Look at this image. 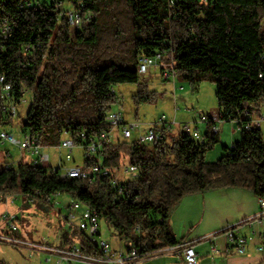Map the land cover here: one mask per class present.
Wrapping results in <instances>:
<instances>
[{"label":"trees","instance_id":"trees-1","mask_svg":"<svg viewBox=\"0 0 264 264\" xmlns=\"http://www.w3.org/2000/svg\"><path fill=\"white\" fill-rule=\"evenodd\" d=\"M28 1H34L31 7ZM58 1L90 11L93 22L72 36L52 0H0V76L16 98L22 88L34 93L23 132L41 146L58 147L67 138L80 145L109 132L106 118L118 103L120 85L139 86L136 104L152 102L154 93L138 71L144 55L161 54L180 81L214 83L218 111L227 121L264 113V0ZM5 27L12 30L9 41L2 35ZM207 128L204 144L164 132L165 139L154 143L120 139L105 145L104 166L118 167L125 157L140 170L141 177L128 184L129 198L114 192L109 177L62 178L61 170L28 161L0 167V195L22 193L46 203L48 197L68 195L107 219L143 258L181 244L168 220L186 196L240 188L264 201L263 130L240 128L242 138L233 150L223 147L225 155L208 163L220 135ZM95 162L87 158L82 167ZM74 239L84 254L101 255L76 228L68 244Z\"/></svg>","mask_w":264,"mask_h":264},{"label":"built area","instance_id":"built-area-1","mask_svg":"<svg viewBox=\"0 0 264 264\" xmlns=\"http://www.w3.org/2000/svg\"><path fill=\"white\" fill-rule=\"evenodd\" d=\"M56 3V11L67 20L70 29L75 33L81 29L82 26L89 25L93 22V14L83 8H65L62 1L52 0ZM34 1L26 2L27 7H31ZM2 35L6 41H9L12 37V30L9 27L2 29ZM73 35V34H72ZM26 51L30 50V45L25 47ZM152 70H159L162 79L168 82L177 80V71L175 70L173 63H163L161 54L156 56L144 55L140 58L139 62V74L142 77H146ZM260 77H264L263 74ZM29 91L26 88H22L20 91V98H16L15 91L11 84L7 83L5 75L0 76V120L5 124H13L15 119L19 116V105L24 101V97ZM179 111V108L175 109V113ZM107 123L111 126L109 132H102L99 138L91 139L88 143H80L78 145L74 140L67 138L63 140L58 150L66 151V160L71 161L73 159V152L76 148H81L84 151V158L95 159L96 162L90 169H84L82 166L73 165L70 167L60 166L53 168L54 171L61 170L62 178H76V179H89L95 181L100 176H106L110 178L111 188L114 192L126 198L130 197V190L128 184L136 181L141 177L138 167L131 165L129 162L122 160L118 167L110 168L103 165L105 145H115L119 142L116 138L118 133L123 140L136 139L141 144L154 143L165 139V133L172 132L175 126H178L176 118L172 121H168L167 117L163 115L159 120L151 125H148L146 129L143 128V124L140 122H126L123 119V113L121 111L110 112L106 118ZM225 122L238 125L239 128L250 130L252 128L263 129L264 128V113L259 117L251 116L249 112L243 117L241 114L236 118H229L227 121L224 119L221 113L215 112L213 114H198V121L191 123H183L181 133L191 137L201 144L206 142V139L201 132L199 126L205 124L207 127L212 126L211 130L214 134L221 133V126ZM165 132V133H164ZM81 140L85 142V135L81 136ZM0 142L2 145L10 144L13 147H18L23 154L14 160L10 150H5L4 157L6 162L1 164L3 167L14 166L22 161L31 162L34 165L41 167H51V156L48 153L42 152L43 146L40 145L39 140L35 138L31 133L24 132L23 139H18L14 133L3 130L0 128ZM234 145L231 147L233 150ZM25 154V155H24ZM231 156L235 154L230 152ZM0 166V167H1ZM60 195L48 197L47 201L53 203L55 206H61V202L58 200ZM8 197V196H7ZM7 197L0 195V202ZM262 207H264V201L261 199ZM68 228H76L83 232L91 243L97 246L100 256H92L84 254L80 245L72 246L67 249L52 248L47 242L44 243H31L26 244L27 247L33 250L47 254L46 262L53 264L56 259V264H65L68 262H80L85 264H135L137 261L159 254H173L182 258L186 264H198L199 255L195 250L193 244H179L176 246H169L158 250L155 254L141 257V254L136 248H113L108 242L99 240L100 235V216L97 211L87 207L81 202L71 200L67 206V212L64 215ZM4 219L7 222L10 231L16 232L18 230L16 221L18 216L11 213L9 210L4 214ZM260 223L264 222V209L259 216ZM139 231V229L137 230ZM238 228L232 227L225 230L224 234L229 242V251L243 255L246 252L248 244L247 238L238 235ZM11 243H21L17 239H11L8 237L3 238ZM259 251H264V246H260ZM55 258V259H54Z\"/></svg>","mask_w":264,"mask_h":264},{"label":"rangeland","instance_id":"rangeland-1","mask_svg":"<svg viewBox=\"0 0 264 264\" xmlns=\"http://www.w3.org/2000/svg\"><path fill=\"white\" fill-rule=\"evenodd\" d=\"M40 1L49 3L51 0ZM62 8L70 9L71 7L66 2ZM71 33L73 34L72 36L75 35V32L72 30ZM155 72L153 70L147 77H142L143 82L149 78V81H147L148 91L149 93H154L152 102L136 104L134 99L139 93V86L136 84H124L116 88L119 100L110 111H121L123 119L126 122H140L143 124L144 129L159 120L163 115L167 117L168 121L176 118L177 123L182 126L183 123H194L193 119L197 118L199 113L213 114L218 111L217 87L214 83L205 81L194 85L189 82L180 81L179 79L168 82L163 80L160 74H155ZM150 76L154 77L150 79ZM33 98L34 93L29 91L24 97V101L18 106L19 116L15 119L14 123L0 125V128L14 133L18 139H23L24 122ZM176 108H179L177 113H175ZM180 126L174 127L171 132L173 136L177 137L180 135L179 133L182 129ZM199 128L203 135L208 133L207 125L203 124ZM220 130V142L207 153L206 161L208 163L218 162L225 155L223 147H232L242 138L239 126L233 125L230 122L223 123ZM262 130L264 132V128ZM5 150H10L14 159L23 154L18 147H13L10 144L2 145L0 142V165L3 162ZM42 152L50 154L51 167L53 168L60 166L70 167L73 165L83 166L85 162V158L83 157L84 151L81 148L74 150L71 161L66 160V151H59L57 147H43ZM123 160L124 162H128V159L125 157ZM58 200L64 203L71 200V198L64 194L60 195ZM65 206L61 205L57 207L53 203H46L40 199L30 200L22 193L10 195L1 201L0 261L4 264H48L46 262V255L43 252L30 249L26 244L47 242L52 247H67L71 238V232L69 231L66 219L63 217V212H67V207L65 208ZM7 210L18 216L16 221L18 230L16 232L10 231L4 219V214ZM100 235L99 240L108 242L113 248L119 245L132 247L130 242L120 238L112 224L105 218H100ZM5 237L17 239L22 243L8 242L3 239Z\"/></svg>","mask_w":264,"mask_h":264},{"label":"crops","instance_id":"crops-1","mask_svg":"<svg viewBox=\"0 0 264 264\" xmlns=\"http://www.w3.org/2000/svg\"><path fill=\"white\" fill-rule=\"evenodd\" d=\"M155 71V74L161 75L159 70ZM153 77L150 76V79ZM147 81H149V78L145 82ZM193 120L194 122H196L195 120L198 121V116ZM178 126H180L179 123ZM116 138L120 140L121 136L117 133ZM16 159L18 158L14 160ZM2 161V164L6 162L5 157ZM71 200L61 205H66V208ZM263 209L261 199L251 191L240 188H227L208 191L204 194L186 196L171 213L168 222L174 237L181 244L194 245L199 255L198 264H264V251L261 252L258 250L260 246H264V222L260 223L259 220ZM64 213L66 212H63V217L65 215ZM232 227H237L238 235L248 240L246 252L243 255L228 250L230 244L224 232ZM69 231L71 232L70 228ZM15 237L17 238V236ZM76 245H79L77 239H74L73 245L68 244L65 248L60 246L52 247L49 244L52 248L61 249H67ZM115 248L130 247L119 245ZM44 254L47 258V254ZM68 263L85 264L80 262ZM53 264H56V259ZM135 264L186 263L179 256L159 254L143 258Z\"/></svg>","mask_w":264,"mask_h":264},{"label":"bare ground","instance_id":"bare-ground-1","mask_svg":"<svg viewBox=\"0 0 264 264\" xmlns=\"http://www.w3.org/2000/svg\"><path fill=\"white\" fill-rule=\"evenodd\" d=\"M79 231V230H78Z\"/></svg>","mask_w":264,"mask_h":264}]
</instances>
